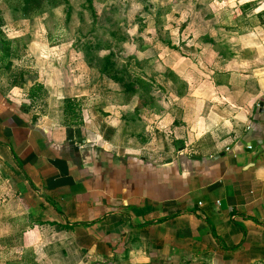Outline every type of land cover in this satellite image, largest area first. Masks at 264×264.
<instances>
[{
    "label": "crops",
    "instance_id": "1",
    "mask_svg": "<svg viewBox=\"0 0 264 264\" xmlns=\"http://www.w3.org/2000/svg\"><path fill=\"white\" fill-rule=\"evenodd\" d=\"M230 1L245 12L239 47L208 37L195 89L165 81L173 109L141 86L147 104L97 106L118 84L94 66L84 81L37 56L45 78L14 85L0 64V212L14 215L0 231L17 234L18 264H264V0ZM36 83L89 103L41 111Z\"/></svg>",
    "mask_w": 264,
    "mask_h": 264
},
{
    "label": "rangeland",
    "instance_id": "2",
    "mask_svg": "<svg viewBox=\"0 0 264 264\" xmlns=\"http://www.w3.org/2000/svg\"><path fill=\"white\" fill-rule=\"evenodd\" d=\"M58 1L61 3L57 4ZM234 2L54 0L53 4L47 3L46 11L42 14L24 17L19 0H0V21L5 33L2 39L10 40L12 55L3 59L4 52L0 50V64L9 71L7 76L11 82L22 80L27 75L45 78L41 76L45 72V64L38 62L37 56L49 59L51 67L68 62L72 72H79L80 80L84 78V81L92 79L94 67H107L110 74L123 78L122 81L127 84L116 80L118 89H107V85H103L101 92H109L113 99L102 96L97 106L107 105L105 101L124 105L127 99L133 97L140 98L135 99L134 104H147L145 97H142L146 94L139 88L136 78H152L153 83H150L148 90L153 89L157 98L154 107L162 108L165 105L164 108L173 109L174 103L179 101L173 99L175 92L171 88L174 84L165 85L170 70L180 75L179 90L189 93L196 87V79L192 77L205 74L206 60L212 59L211 53L207 52L208 37L214 38L210 50L214 43L216 47H239L235 39L244 32L246 21L241 20L245 12L238 13V6ZM201 45L203 47H199ZM31 46L39 47L41 52L35 54ZM49 48L53 51H47ZM191 52H195L193 56ZM109 60L113 65H109ZM10 61V66H7ZM190 80L192 83H188ZM130 87L137 88V93L130 91ZM40 89L34 98L37 108L46 111L47 107L51 113L58 110L66 114L65 98L56 102L43 86ZM91 96L96 95L92 93ZM89 97H81L84 99L82 103L79 101L76 102L78 105H74V113L78 117L79 114L82 116V109L89 103ZM92 101L96 103L93 97ZM78 117L74 120L81 118ZM12 215L0 212V222ZM2 232L3 229L0 231V264H18L16 257L23 251L22 244L17 234L12 235V244L6 243Z\"/></svg>",
    "mask_w": 264,
    "mask_h": 264
},
{
    "label": "trees",
    "instance_id": "3",
    "mask_svg": "<svg viewBox=\"0 0 264 264\" xmlns=\"http://www.w3.org/2000/svg\"><path fill=\"white\" fill-rule=\"evenodd\" d=\"M52 1H54V0H52ZM52 1L51 0H19V2H20V10H21V13H22V15L24 17H31L33 15L42 14L43 12L46 11L47 3H52ZM56 3L59 4L61 2L58 1ZM1 26H2V24H1V21H0V50L4 52V55H3L4 58L3 59H5V58H8L11 55V53H10V43L11 42L7 38L2 39V36H4L5 33L3 32ZM106 59L108 60L109 58H106ZM108 62H109V65H113L112 60L111 61L109 60ZM10 64H11V61L8 62L7 66H10ZM99 69H100V71H101V73L103 75H105V76H107L109 78H113V79L117 80L118 82L123 83V85L127 84V83H124L122 81V80H124L123 78L118 77L115 74H110L108 72L109 69L107 67H105V68L100 67ZM167 77L171 81H173V83L176 84L177 87L181 84L179 75L176 72L170 70L168 72V74H167ZM136 81H138L140 83V86L142 88L144 87L145 91H148V92L150 91V90H148V87L150 85L148 82H144L141 77H137ZM23 83H24V78L22 80L21 79H19V80L15 79L13 81L14 85H19V84H23ZM40 88H42V86H40V85L32 86L31 89H30V92H29L30 96L32 98H35L37 96L38 91L41 90ZM129 90L134 92L136 89H133V88L130 87ZM179 93H182V92L179 90ZM76 102L79 103V100H77L76 98H65L66 116H69L72 113H74V110H75V107H76L74 105H78V103H76ZM74 115H78V114L74 113Z\"/></svg>",
    "mask_w": 264,
    "mask_h": 264
},
{
    "label": "water",
    "instance_id": "4",
    "mask_svg": "<svg viewBox=\"0 0 264 264\" xmlns=\"http://www.w3.org/2000/svg\"><path fill=\"white\" fill-rule=\"evenodd\" d=\"M262 105H263V102H262ZM262 110H263V108H262ZM252 144H253V143L251 142V143H250L251 146H249V149H252V147H253Z\"/></svg>",
    "mask_w": 264,
    "mask_h": 264
},
{
    "label": "built area",
    "instance_id": "5",
    "mask_svg": "<svg viewBox=\"0 0 264 264\" xmlns=\"http://www.w3.org/2000/svg\"><path fill=\"white\" fill-rule=\"evenodd\" d=\"M251 146V145H250Z\"/></svg>",
    "mask_w": 264,
    "mask_h": 264
}]
</instances>
